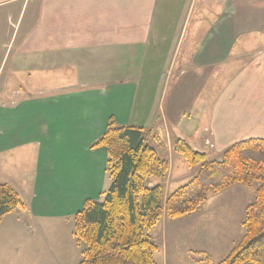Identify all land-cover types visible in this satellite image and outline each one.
<instances>
[{
	"label": "crops",
	"instance_id": "obj_1",
	"mask_svg": "<svg viewBox=\"0 0 264 264\" xmlns=\"http://www.w3.org/2000/svg\"><path fill=\"white\" fill-rule=\"evenodd\" d=\"M0 72L24 92L0 101V184L48 225L107 190L110 119L163 158L264 139V0H0Z\"/></svg>",
	"mask_w": 264,
	"mask_h": 264
},
{
	"label": "trees",
	"instance_id": "obj_2",
	"mask_svg": "<svg viewBox=\"0 0 264 264\" xmlns=\"http://www.w3.org/2000/svg\"><path fill=\"white\" fill-rule=\"evenodd\" d=\"M142 128L113 119L91 145L106 150L109 186L102 201L88 200L75 213L72 236L79 248L77 264H158L151 232L162 219H178L199 210L209 195L239 185L253 191L245 206L244 233L217 264H264V139L249 138L226 148L220 159L207 160L182 139L173 151L196 171L164 196L160 184L169 162L146 143ZM25 205L9 186L0 184V219Z\"/></svg>",
	"mask_w": 264,
	"mask_h": 264
},
{
	"label": "rangeland",
	"instance_id": "obj_3",
	"mask_svg": "<svg viewBox=\"0 0 264 264\" xmlns=\"http://www.w3.org/2000/svg\"><path fill=\"white\" fill-rule=\"evenodd\" d=\"M108 77L99 76V79ZM114 77L119 76L110 79ZM21 79L24 80L23 77ZM75 79L73 75H64L54 80V83L69 84ZM18 86L16 78L0 72V101L10 104L24 97V92L19 91ZM151 143L163 145L159 138ZM205 144L213 147L208 141ZM221 154L205 155L207 160H216L220 159ZM164 158L169 162L165 177L150 178L146 185L160 184L165 196V192L176 188L175 182L187 181L196 169L187 166L173 148ZM252 197V190L235 185L217 195H209L206 203L195 213L178 219L164 217L151 232L158 249L154 255L156 262L217 264L243 235L245 204ZM103 199L104 194L99 201ZM69 222L71 226H68ZM72 222L73 217H67L48 225L38 222L37 226H33L29 215L17 209L13 214L0 219V264H77L79 248L75 258L70 251L74 248L71 239L77 245L72 236Z\"/></svg>",
	"mask_w": 264,
	"mask_h": 264
}]
</instances>
